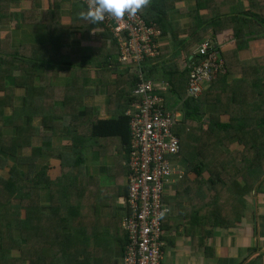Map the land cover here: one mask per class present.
<instances>
[{
  "label": "trees",
  "instance_id": "1",
  "mask_svg": "<svg viewBox=\"0 0 264 264\" xmlns=\"http://www.w3.org/2000/svg\"><path fill=\"white\" fill-rule=\"evenodd\" d=\"M26 1L0 0V29L15 18V13L9 12L12 3L23 8L15 27L42 24L45 28L44 34L28 38L35 42L18 46L11 44L7 34L0 37V169L9 168L6 178L0 174V264H105L102 238L86 233L80 220L73 224L70 217L74 212L61 196L68 195L72 184L79 186L86 144L96 138H116L126 145L127 156L130 131L125 112L133 108L132 89L137 77L129 65L115 60L117 48L108 30L79 16L87 9L83 3L68 0L64 6L65 0H49L47 9L32 10L27 9ZM216 7L217 14L201 16L200 28L207 31L215 23L212 39L224 32L234 39L235 46L224 52L217 44L223 71L205 84L197 97H186L189 68L179 70L173 60L176 52L164 60L160 49V55L144 60L140 69L147 79L160 75L167 81L170 87L169 96L164 94L165 107L171 97L170 106L181 111L172 128L179 141L175 159L183 158L187 169L197 175L206 172L209 185L230 187L233 182L228 184L226 179L231 180L234 173L245 180L247 172L253 182L264 174V54L246 55L247 37L264 40V1L251 2L243 9L240 2L222 0ZM137 13L145 22L158 26L164 12ZM97 27L99 32L89 41ZM64 71L68 73L66 82L54 84V77ZM112 76L113 80L109 79ZM100 85H106L112 95L110 106L116 117L84 118L85 110H78L80 97L87 86L98 89ZM17 89L23 94L19 105L13 100ZM5 108L10 110L5 112ZM38 116L48 129L33 124ZM79 127L89 128L90 136L79 134ZM54 134L71 136L75 150L67 153L50 146L49 138ZM37 136L41 137L40 145L33 142ZM232 144L237 146L230 149ZM23 147H29V152L19 153ZM51 156L61 161V175L54 181L46 175V161ZM22 167H27L25 173ZM45 188L61 190L43 203L48 211H42L38 201Z\"/></svg>",
  "mask_w": 264,
  "mask_h": 264
},
{
  "label": "crops",
  "instance_id": "2",
  "mask_svg": "<svg viewBox=\"0 0 264 264\" xmlns=\"http://www.w3.org/2000/svg\"><path fill=\"white\" fill-rule=\"evenodd\" d=\"M67 1H64V6H67ZM221 1L148 0V3L138 11L148 15L164 12L160 18L161 25L157 26L162 34L160 49L165 54L164 60H168L170 53L176 52L173 60L181 70L187 67V58L189 59L200 38L211 37L212 30L216 27L214 23L213 28L203 31L204 28H200L201 16L217 14L216 4ZM229 1L240 2L243 9H247L251 2L261 3L264 0ZM45 2L46 6L42 0H27L26 6L27 9L45 10L49 0ZM13 4L20 7L19 11L23 9L22 4ZM12 12L14 13L13 10ZM197 17L200 18L198 21ZM38 25L45 31L42 24ZM22 26L31 27L26 24ZM97 29L90 34L89 41L99 32ZM213 39L224 52L235 46L234 39L224 32H218ZM29 40L32 41V38ZM250 40L264 47L263 39L251 37L248 41ZM248 47H251V42ZM67 76L66 71L60 72L54 77V84L63 85ZM109 79L113 80V76ZM155 80L167 83L160 75ZM85 89L86 92L80 97L78 106V110H85L87 113L84 114V118L85 115H95L99 119L116 117L110 106L112 95L106 85H100L98 89L87 86ZM20 94L21 89H17L16 95ZM166 94L168 95L167 91ZM170 98L167 100L168 109L165 108L179 112L175 106H170ZM14 104L17 105L15 101ZM41 121L40 116L35 117L33 124L42 130L48 129L49 125H42ZM76 130L85 137L90 136L89 128L79 127ZM33 142L40 145L41 137L33 138ZM49 145L57 151L67 153L75 150L71 136L68 135H51ZM234 146L237 145L232 144L230 149ZM82 151L84 169L83 174L78 177L79 186L74 187L72 184L68 195L61 196L62 201H67L69 208L74 212L70 217L73 224L80 220L85 225L86 233L98 234L102 238L100 243L103 244L102 248L105 251L102 254L105 264H122L124 244H120L125 240V233L121 222L125 210L120 200L126 193V145L116 138H96L94 142L86 144ZM7 159L12 161L9 157ZM46 162L48 178L52 181L57 180L61 175L60 159L51 156ZM176 163L182 169V176L170 183L164 193V202L169 210L161 222V264H264V174L259 181L253 182L247 177V172L245 180L242 175L234 173L231 180L226 179L228 184L233 182L230 187H220L208 184L205 180L206 172L197 175L195 170L187 169V162L183 158L176 159ZM21 170L25 173L27 167H22ZM58 187L62 190L60 184ZM60 192L42 189L38 200L40 209L48 211L50 208L44 204L49 202V196H57Z\"/></svg>",
  "mask_w": 264,
  "mask_h": 264
},
{
  "label": "built area",
  "instance_id": "3",
  "mask_svg": "<svg viewBox=\"0 0 264 264\" xmlns=\"http://www.w3.org/2000/svg\"><path fill=\"white\" fill-rule=\"evenodd\" d=\"M88 8L93 0H77ZM101 23L117 48L115 60L129 65L137 80L132 89L135 101L125 113L129 117L126 193L120 200L125 215L122 264H161L162 218L168 213L164 202L166 187L181 178L175 155L179 141L172 133L180 113L165 108L169 84L144 77L140 69L146 59L160 55L161 30L145 22L136 12L117 19L105 15ZM210 36L203 37L189 57L186 97H197L205 84L223 71V60Z\"/></svg>",
  "mask_w": 264,
  "mask_h": 264
},
{
  "label": "rangeland",
  "instance_id": "4",
  "mask_svg": "<svg viewBox=\"0 0 264 264\" xmlns=\"http://www.w3.org/2000/svg\"><path fill=\"white\" fill-rule=\"evenodd\" d=\"M42 1L44 3V6H46L47 2H45V0H42ZM12 4L10 5L9 9H11V10H9V12H11L13 10L15 13V18L7 21L8 27L4 28L6 30L0 29V37H3V36H5V34H7L6 37L10 39L11 44L18 46L21 43L28 42V38L31 36L37 35V37H38L39 35L44 34L43 28L42 27L39 28V25H35V26H31V27H24V26L15 27V22H17L19 20L18 17H19V13H20V11H19L20 7H18V5H16V4H13V5ZM248 39H251V37H247V44H250V42H251V47L250 48L248 47V50L246 53L247 56H250V57L251 56H257V55H261L262 53H264V47L260 43L257 44V42H254L252 40L248 41ZM86 40H88V39H86ZM17 73H18V71H15V74H17ZM16 92L17 91H15V93H14L13 100L16 102L17 105H19L22 102L23 94H20L17 96ZM171 101H173V99H171ZM8 109L9 108H5L4 111L6 112ZM180 114H181V111H180ZM222 117H223V120H226V116H222ZM18 152L19 153L20 152H29V148H27V147L20 148L18 150ZM7 169H9V168H6V170L0 169L1 176L5 177V178L8 176ZM46 175H47V173H46ZM41 198H42V194L40 195V199Z\"/></svg>",
  "mask_w": 264,
  "mask_h": 264
},
{
  "label": "clouds",
  "instance_id": "5",
  "mask_svg": "<svg viewBox=\"0 0 264 264\" xmlns=\"http://www.w3.org/2000/svg\"><path fill=\"white\" fill-rule=\"evenodd\" d=\"M147 3L148 0H93L86 10L79 13V16L91 24H96L102 21L106 14L117 19L125 14L133 16ZM99 25L104 28L101 23Z\"/></svg>",
  "mask_w": 264,
  "mask_h": 264
}]
</instances>
